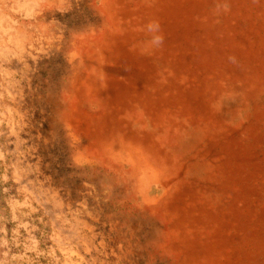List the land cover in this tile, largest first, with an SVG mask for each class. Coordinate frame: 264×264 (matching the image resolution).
I'll return each instance as SVG.
<instances>
[{
  "label": "rangeland",
  "instance_id": "1",
  "mask_svg": "<svg viewBox=\"0 0 264 264\" xmlns=\"http://www.w3.org/2000/svg\"><path fill=\"white\" fill-rule=\"evenodd\" d=\"M0 264H264V0H0Z\"/></svg>",
  "mask_w": 264,
  "mask_h": 264
},
{
  "label": "bare ground",
  "instance_id": "2",
  "mask_svg": "<svg viewBox=\"0 0 264 264\" xmlns=\"http://www.w3.org/2000/svg\"><path fill=\"white\" fill-rule=\"evenodd\" d=\"M27 5V4H26ZM108 5H110V3L107 1V2H105V7L107 8V9H109V6ZM95 93V96H96V98H98V96H100L99 94H100V92L98 91L97 92V90H95L94 91ZM133 123L131 122V125H132ZM127 125V124H126ZM134 126V125H133ZM134 128V127H133ZM132 128V129H133ZM139 128V127H138ZM143 128V127H142ZM136 129V128H135ZM137 130V129H136ZM91 135H92V133H91ZM94 136L97 138V137H99V134L97 135V134H94ZM116 137V136H115ZM136 142V141H135ZM121 147V146H120ZM132 147V146H131ZM136 148V147H135ZM142 149V148H141ZM134 151V150H133ZM119 153V152H118ZM161 169V168H160ZM164 170V169H163ZM150 171V170H149ZM154 171H155V169H154ZM165 173L167 174V172L165 171ZM156 174H157V172H156ZM160 174V173H159ZM16 175V174H15ZM164 176V175H163ZM160 177H162V175H160ZM15 178V177H14ZM133 178V177H132ZM151 178V177H150ZM164 178V177H163ZM153 180V179H152ZM142 184V183H141ZM160 185V184H159ZM44 186V185H43ZM175 186V185H174ZM153 189V188H152ZM150 190H151V188H150ZM174 190V189H173ZM158 191V190H157ZM172 191V190H171ZM161 194V193H160ZM169 194V193H168ZM148 196V195H147ZM156 196V195H155ZM163 200V199H162ZM138 203V202H137ZM148 208V207H147ZM148 210V209H147ZM135 215V214H134ZM165 222V221H164ZM133 225V224H132ZM164 226V225H163ZM130 232V231H129ZM132 232V231H131ZM143 233V232H142ZM147 234V233H146ZM145 235V234H144ZM139 236V235H138ZM131 237V236H130ZM137 237V236H136ZM135 237V238H136ZM142 237V236H141ZM137 239V238H136ZM124 240V239H123ZM128 240V239H127ZM126 241V240H125ZM124 241V242H125ZM144 241V240H143ZM129 242V241H128ZM122 243V242H121ZM142 244V243H141ZM147 246V245H146ZM91 247V245L89 244L88 245V249ZM136 248H137V246H136ZM160 250V249H159ZM156 253V252H155ZM173 257V256H172ZM82 260V259H81ZM85 261V260H84Z\"/></svg>",
  "mask_w": 264,
  "mask_h": 264
}]
</instances>
